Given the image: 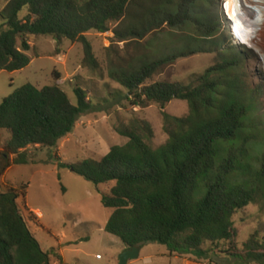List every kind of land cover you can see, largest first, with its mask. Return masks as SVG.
Listing matches in <instances>:
<instances>
[{
  "label": "trees",
  "instance_id": "1",
  "mask_svg": "<svg viewBox=\"0 0 264 264\" xmlns=\"http://www.w3.org/2000/svg\"><path fill=\"white\" fill-rule=\"evenodd\" d=\"M141 1L149 7L135 18L133 10ZM205 1L0 0V71H22L40 57L31 37L80 44L81 66L98 69L87 33H108L112 25L131 18L124 31L112 32L111 40L126 42L165 24L176 29L194 18L201 24L204 14L196 13ZM203 50L185 45L182 51L152 60L139 58L126 70L109 72L134 108L164 110L175 100L188 104L189 112L182 118L162 111L165 144L154 149L151 124L133 116L128 124L114 127L128 140L125 145L112 147L100 160L62 166L97 186L114 183L101 197L102 206L111 211L105 231L126 249L158 243L177 256L204 260L220 252L242 264H264V237L251 235L240 251L233 221L248 206L264 203V123L259 121L262 129L246 131L260 92L249 89L235 73V58L208 69L192 84L150 83L165 66ZM61 79L54 72L50 85L28 83L2 100L0 132L7 138L0 150V179L11 166L32 164L31 148H57L92 110L81 88L74 90L73 105L58 83ZM26 190L24 185L0 192V264L61 262L54 251L41 249L21 214L17 201Z\"/></svg>",
  "mask_w": 264,
  "mask_h": 264
},
{
  "label": "rangeland",
  "instance_id": "2",
  "mask_svg": "<svg viewBox=\"0 0 264 264\" xmlns=\"http://www.w3.org/2000/svg\"><path fill=\"white\" fill-rule=\"evenodd\" d=\"M199 4L196 17L204 14L201 24L196 22L197 18L191 24L176 29L165 24L142 39L126 42L111 40L112 32L115 29L124 31L131 18L121 25H112L108 33H87L85 36L92 44L98 69L81 66L83 48L80 44L59 43L52 37H31L29 42L40 57L32 60V64L22 71H0V104L25 84L39 88L50 85L54 72L63 78L59 84L73 105L77 104L76 88L84 90L92 104V110L79 119L74 131L62 139L57 148H31L33 163L11 166L0 179V192L27 185L25 197L17 203L41 249L44 252L54 251L62 258L61 262L53 259L51 264H120V257L126 251L117 237L105 231L111 211L102 206L101 197L114 183L97 186L62 165L82 166L86 159L100 160L112 147L125 145L128 140L119 136L114 127L128 124L133 116L144 118L151 124L155 134L152 146L156 149L168 139L163 129L162 111L180 118L189 112L188 104L177 100L164 110L158 106L146 109L130 106L123 98L124 88L110 79L111 70H126L136 59H157L182 51L185 45L199 46L204 48L203 52L179 58L165 66L150 82L192 84L208 69H218L224 61L235 58L238 62L235 73L249 89L260 92L256 100L257 108L246 131L253 133L259 127L262 129L264 0H206ZM147 7L148 2H139L133 10L134 17L138 18ZM231 24L233 28L230 29ZM209 32H212V37H209ZM6 138L7 135L0 132V150ZM233 221L238 248L242 251L251 235L256 233L264 237V203L248 206ZM128 264L242 263L220 252L204 260L191 255L177 256L163 245L150 243L143 245L139 257Z\"/></svg>",
  "mask_w": 264,
  "mask_h": 264
},
{
  "label": "water",
  "instance_id": "3",
  "mask_svg": "<svg viewBox=\"0 0 264 264\" xmlns=\"http://www.w3.org/2000/svg\"><path fill=\"white\" fill-rule=\"evenodd\" d=\"M140 252V247H133L131 249H127L120 257V264H128L130 260L137 259L139 257Z\"/></svg>",
  "mask_w": 264,
  "mask_h": 264
},
{
  "label": "clouds",
  "instance_id": "4",
  "mask_svg": "<svg viewBox=\"0 0 264 264\" xmlns=\"http://www.w3.org/2000/svg\"><path fill=\"white\" fill-rule=\"evenodd\" d=\"M226 10V9H225ZM226 14H227V11H226ZM227 16V15H226ZM230 21H234V20H232L231 18H229V17H227ZM234 24H235V22H234ZM230 29L232 28V24H231V26L229 27ZM236 41V40H235ZM236 43V42H235ZM59 83V82H58ZM127 250V249H126Z\"/></svg>",
  "mask_w": 264,
  "mask_h": 264
},
{
  "label": "crops",
  "instance_id": "5",
  "mask_svg": "<svg viewBox=\"0 0 264 264\" xmlns=\"http://www.w3.org/2000/svg\"><path fill=\"white\" fill-rule=\"evenodd\" d=\"M32 64V62L30 63V65ZM63 79V78H62Z\"/></svg>",
  "mask_w": 264,
  "mask_h": 264
},
{
  "label": "bare ground",
  "instance_id": "6",
  "mask_svg": "<svg viewBox=\"0 0 264 264\" xmlns=\"http://www.w3.org/2000/svg\"><path fill=\"white\" fill-rule=\"evenodd\" d=\"M238 38V37H237ZM239 40H241V39H239Z\"/></svg>",
  "mask_w": 264,
  "mask_h": 264
},
{
  "label": "built area",
  "instance_id": "7",
  "mask_svg": "<svg viewBox=\"0 0 264 264\" xmlns=\"http://www.w3.org/2000/svg\"><path fill=\"white\" fill-rule=\"evenodd\" d=\"M235 25V24H234ZM232 28H233V26H232Z\"/></svg>",
  "mask_w": 264,
  "mask_h": 264
}]
</instances>
